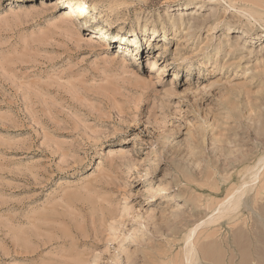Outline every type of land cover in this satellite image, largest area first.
Instances as JSON below:
<instances>
[{
	"label": "rangeland",
	"instance_id": "obj_1",
	"mask_svg": "<svg viewBox=\"0 0 264 264\" xmlns=\"http://www.w3.org/2000/svg\"><path fill=\"white\" fill-rule=\"evenodd\" d=\"M67 1L0 0V264H263L264 0Z\"/></svg>",
	"mask_w": 264,
	"mask_h": 264
},
{
	"label": "bare ground",
	"instance_id": "obj_2",
	"mask_svg": "<svg viewBox=\"0 0 264 264\" xmlns=\"http://www.w3.org/2000/svg\"><path fill=\"white\" fill-rule=\"evenodd\" d=\"M66 4H67V7H68V12L67 13H65L64 14V16L67 18V17H70V15H72L73 13H75V12H78V13H80V14H83L84 13V10L86 9V7H85V4H84V2H82V1H80V0H68L67 2H66ZM201 3H199L198 2V4H196L197 6H196V8L197 9H201L202 7H203V5H200ZM187 5V4H186ZM189 7V6H188ZM181 13V12H180ZM183 16V15H182ZM252 17V16H251ZM94 33V35L95 36H93V37H91L90 39L91 40H93V39H95V38H102V37H111L112 39L113 38H115V39H117V38H120V37H122L123 35H118V34H112V35H110L109 33H106V32H101V31H96V32H93ZM245 36V35H244ZM124 38H125V36H123ZM121 39V38H120ZM256 39H258V37H256ZM99 42H101V40H99ZM128 152H130V150L126 147V146H121V145H119V146H115V147H112V148H110L109 150H108V152H107V154L109 155V154H113V155H119V156H123L124 154H126V153H128ZM235 207H238V205L237 206H235ZM254 226V225H253ZM252 226V227H253ZM255 227V226H254ZM251 229V228H250ZM249 229V230H250ZM254 229V228H253ZM259 230H261V229H259ZM246 231V230H245ZM251 233H252V230L250 231ZM260 232V231H259ZM250 233V234H251ZM253 233H255L256 234V232L255 231H253ZM262 233V232H261ZM191 234H192V232H191ZM248 234V233H247ZM241 235V234H240ZM245 235V234H244ZM251 236H254V234L253 235H251ZM252 237H250V239H251ZM254 238H255V236H254ZM264 238V237H263ZM255 239H257V237L255 238ZM260 239H262V238H260ZM237 240H239V239H237ZM259 240V239H258ZM261 241V240H260ZM248 242V241H247ZM262 242V244H264L263 243V240L261 241ZM237 243H238V241H237ZM244 244V243H243ZM261 244V245H262ZM239 245V247H240V244H238ZM259 245V244H258ZM246 247H250V246H248V245H246ZM256 247L257 246H255V249H256ZM260 247V246H259ZM259 247H258V249H259ZM257 249V250H258ZM231 250V249H230ZM242 250V249H241ZM241 250H238V248H237V245H236V251H238V252H241ZM261 250V249H260ZM249 251H250V249H249ZM252 251V250H251ZM253 251H254V249H253ZM206 252H208V251H206ZM213 253V252H212ZM211 253V256H213L214 258H216L215 257V255L214 254H212ZM250 253V252H249ZM259 253V252H258ZM205 254V253H204ZM231 254H232V252H231ZM259 254H261V253H259ZM209 255V254H208ZM230 255V254H229ZM247 255V254H246ZM246 255H244V256H246ZM262 255V254H261ZM205 256H207V255H205ZM238 256H241V259L243 258V255H242V253L240 254L239 253V255H237L236 254V257H238ZM258 256V255H257ZM256 256V257H257ZM260 256V255H259ZM208 257V256H207ZM209 257H210V255H209ZM208 257V258H209ZM233 257L234 256H231V258H230V262H231V260L233 259ZM252 257V258H251ZM263 257V256H262ZM206 258V257H205ZM207 258V259H208ZM253 258H255L252 254H250V256H249V259L246 257L245 258V260L243 261V260H241L238 264H251L252 263V259ZM188 259V258H187ZM235 259V258H234ZM247 259H248V262H245V261H247ZM212 261H213V259H211ZM228 260H229V258H228ZM227 260V261H228ZM254 260V259H253ZM209 262H211L210 260H208ZM217 261V260H216ZM257 261V260H256ZM263 262H264V259L262 260ZM188 262V261H187ZM191 262V261H190ZM214 262V261H213ZM233 262H234V260H233ZM233 262L231 263V264H233ZM260 262V261H259ZM216 264L218 263V262H215ZM223 262H221L220 264H222ZM219 264V263H218ZM257 264V263H256ZM259 264V263H258ZM264 264V263H263Z\"/></svg>",
	"mask_w": 264,
	"mask_h": 264
}]
</instances>
